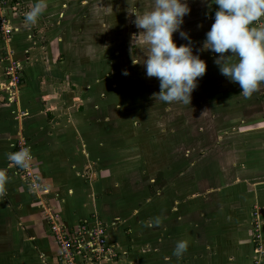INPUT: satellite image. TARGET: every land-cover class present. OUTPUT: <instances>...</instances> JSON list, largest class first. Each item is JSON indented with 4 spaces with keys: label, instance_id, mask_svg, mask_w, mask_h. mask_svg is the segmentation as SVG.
I'll list each match as a JSON object with an SVG mask.
<instances>
[{
    "label": "crops",
    "instance_id": "0c3cea01",
    "mask_svg": "<svg viewBox=\"0 0 264 264\" xmlns=\"http://www.w3.org/2000/svg\"><path fill=\"white\" fill-rule=\"evenodd\" d=\"M36 2L11 0V8L6 10L14 28L16 61L23 67L24 75L14 95L3 93L8 83L2 84L4 80L0 77V169L8 177L6 192L0 196V264H28V261L32 264L34 260L37 264H61L50 237L48 212L57 215L58 224L68 232L77 231L82 224L90 223L94 215L99 216L106 227L109 246L118 253L113 264H253L252 228L257 210L261 212L259 223L264 240V105L259 104L264 94L243 96L241 101L235 98L227 103L226 120L231 135L221 133V142L217 144L221 149L219 160L212 162L214 158H204L201 164L203 175L212 163L208 175L211 177L206 181L207 184L213 181L211 189L198 192L187 189L192 185H186L184 189L167 191L160 173L153 181L159 189L152 191L151 200L143 201L140 214L137 206L125 212L120 207L122 204L112 207L109 203L110 208H104L111 196L95 184L94 174L90 185L84 175L89 174L88 168L95 167L97 160L105 162L104 166L111 164L112 153L104 154L101 150L106 146H95L85 139L88 136V141L96 140L97 130L91 126L97 120L94 112L83 115L79 107L71 109L76 94L80 95L81 83H63L59 79L68 74L65 63H58L59 56L78 58L80 54L75 34L59 29L66 16L73 17L78 1L45 0L43 13L36 23L30 24L25 21V13ZM212 5L207 16L209 30L211 20L214 21L212 10L217 9ZM45 22L48 26L41 28L46 32L43 50L35 49L30 26ZM35 57L37 60H30ZM76 69L75 64L67 66L71 73ZM1 71L0 68V76ZM219 73L216 65L217 77ZM220 76L225 77L221 73ZM226 79H221L224 84ZM35 82L39 84L41 99L32 94ZM84 84L87 97L92 98L93 84L91 81ZM227 84L240 89L237 83ZM74 87L78 88L77 92ZM259 88L263 90L264 83ZM222 92L220 98L217 95L216 103L223 101ZM253 98L254 108L249 104ZM49 117L53 118L50 122ZM37 120H42L40 127L35 123ZM102 129L103 136L108 137L110 126ZM21 139L26 141L33 156L30 166L39 184L36 191L22 168L7 159L8 153L17 151ZM80 139L86 140L84 146L76 143ZM157 218L158 225L154 223ZM123 233L129 237L124 238ZM178 240L188 242L181 257L173 255Z\"/></svg>",
    "mask_w": 264,
    "mask_h": 264
},
{
    "label": "rangeland",
    "instance_id": "374dc122",
    "mask_svg": "<svg viewBox=\"0 0 264 264\" xmlns=\"http://www.w3.org/2000/svg\"><path fill=\"white\" fill-rule=\"evenodd\" d=\"M77 1L78 5L74 7L73 17L66 16L60 23L59 29L65 32L72 31L70 35L75 34L80 54L78 58L63 54L59 56L58 63H65L66 67H64L68 72L67 76L59 79L63 83H71V81L81 83L80 95L76 94V102L71 109L79 107L83 115L94 112L93 116L97 120L95 124L92 122L91 126H95L97 137L96 140L91 141H88V136L85 139L87 143L97 144L95 146L100 144L106 146L101 150L104 154L108 151L112 153L111 164L104 166L105 162L102 164L97 160L95 167L88 168L89 174L85 173L84 180L90 185L94 174L95 184L111 196L108 204H103L104 208L109 203L112 207L122 204L120 207L125 212L137 206L139 214L144 209L143 201L151 200L152 191L159 189L153 181L160 173L163 174V182L166 184L164 189L167 191L172 188V190L184 189L186 185H192V188L187 187V189L198 192L211 189L213 181L209 182V185L206 181L210 180L211 176L208 175L211 174L212 163L210 161V170L208 167L205 168L203 175L201 164L204 158H214L212 162L220 159L221 149L217 144L221 142L220 138L223 136L221 133L225 132V136L231 135L226 120L228 119L227 103L235 101V98L241 101L243 97L240 89L227 84L229 80L226 79L225 84L223 83L221 79L226 77L222 78L220 73L217 77L216 64L214 59L211 60L215 53L210 51L197 53L209 30L210 23L207 22V16L213 6L211 0H188L190 12L184 17L181 25V29L191 38L193 54H198L200 59L206 62V72L203 77L198 78L197 87L191 93L190 104L179 102L168 104L155 100L153 94L160 90L159 81L155 77H147L145 68L140 63L143 62L147 49L139 43L132 45L133 39H140L135 36L141 30L132 23L135 17L129 12L135 10L143 13L151 10L153 0ZM212 11L215 12L216 8L214 7ZM213 22L211 20V23ZM47 26L46 22L43 25L30 26L29 35L32 36L33 44L35 42V49H42L44 46L43 36L46 32L41 28ZM173 40L177 46L188 42L181 39L178 33L173 34ZM13 49V39L6 43L0 35V68L2 69L0 77L4 80L2 84H9L12 80L6 70L14 66L12 61L18 63L16 50ZM30 60H37V57ZM74 64L79 71L76 69L71 73V70H67V66ZM125 71L127 75L123 74ZM16 75L19 86L24 75L23 67ZM218 78L219 82H217ZM89 81L93 84L90 88L92 98L87 97L85 90L87 86L84 83L89 85ZM8 86L4 85V88ZM38 86V82H35L32 94L36 95L37 99H41ZM17 89L19 87L16 91ZM77 89L74 87V92H77ZM7 91L8 88L3 93ZM221 91L224 95L223 101L216 103L217 95L220 98ZM263 91L264 88L262 90L258 87L253 94L259 96L264 94ZM7 93L10 94L9 91ZM249 104L254 108L256 105L254 98ZM259 104L264 105V97ZM34 106L36 109L39 108ZM52 111L55 112L56 109ZM52 119L49 117L48 121ZM41 121H35L36 125L39 126ZM105 124L110 126L108 137L103 136L102 128L108 129ZM44 129H48V124ZM71 138L68 140L70 144ZM85 141L80 139L76 143L81 147L84 146ZM104 190L102 192H105ZM150 212L152 213V210ZM150 216L152 217V214ZM255 225L253 220L254 258L257 256L255 250L259 242L264 251L261 228H259L261 237L259 239L256 237ZM123 236L129 237L127 233H123ZM32 264L37 263L34 260Z\"/></svg>",
    "mask_w": 264,
    "mask_h": 264
},
{
    "label": "clouds",
    "instance_id": "9594fccd",
    "mask_svg": "<svg viewBox=\"0 0 264 264\" xmlns=\"http://www.w3.org/2000/svg\"><path fill=\"white\" fill-rule=\"evenodd\" d=\"M211 3L217 6L214 22L197 53L219 54L214 63L220 73L230 82L237 83L240 94L248 98L264 83V0H211ZM45 8V0H37L25 13V21L36 23ZM189 12L188 0H153L151 10L129 12L135 17L132 23L141 30L135 36L140 39H133L132 45L139 43L146 47L147 54L140 63L147 77L158 79L160 90L153 95L155 100L164 103L190 104L198 78L206 72V62L193 54L191 38L181 29ZM174 33L188 42L177 46ZM123 74L127 75V72ZM7 159L24 169L29 167L33 156L29 149L22 148L8 153ZM7 182L5 171L0 169V196L5 194ZM152 223L150 221L149 226ZM154 223L158 225L159 218ZM187 248V241L178 240L173 255L181 257Z\"/></svg>",
    "mask_w": 264,
    "mask_h": 264
},
{
    "label": "built area",
    "instance_id": "2783aa9c",
    "mask_svg": "<svg viewBox=\"0 0 264 264\" xmlns=\"http://www.w3.org/2000/svg\"><path fill=\"white\" fill-rule=\"evenodd\" d=\"M11 8V0H0V35L6 40L10 41L13 35L14 28L11 25L10 20L6 16V10ZM263 22V21H262ZM8 71V76L12 78L9 82L8 91L10 94H16V88L18 87V72L22 71V67L19 64H15ZM15 89V90H14ZM12 90V91H11ZM27 148L26 141L21 139L17 144V151ZM26 178L33 190L39 188L37 178L32 171V167L22 169ZM260 215L258 210L254 215L255 232L259 239L260 228ZM49 223L50 230L59 248L60 261L62 264H113L118 259V253L108 243V235L106 227L100 220L99 216L94 215L90 223L82 224L77 231L68 232L66 228L59 225L57 220L58 216L48 212L46 214ZM254 259V264H264V251L263 246L258 244Z\"/></svg>",
    "mask_w": 264,
    "mask_h": 264
},
{
    "label": "flooded vegetation",
    "instance_id": "af4514ba",
    "mask_svg": "<svg viewBox=\"0 0 264 264\" xmlns=\"http://www.w3.org/2000/svg\"><path fill=\"white\" fill-rule=\"evenodd\" d=\"M50 237H51V240H52V242H53V244H54V247L56 248L57 256L60 258V253H59L58 245L56 244L55 239H54V237H53V235H52L51 232H50ZM61 264H62V263H61Z\"/></svg>",
    "mask_w": 264,
    "mask_h": 264
},
{
    "label": "trees",
    "instance_id": "16d2710c",
    "mask_svg": "<svg viewBox=\"0 0 264 264\" xmlns=\"http://www.w3.org/2000/svg\"><path fill=\"white\" fill-rule=\"evenodd\" d=\"M161 177H162V176L160 175V177H159V178H160V180L162 181V178H161ZM158 180H159V179H158Z\"/></svg>",
    "mask_w": 264,
    "mask_h": 264
}]
</instances>
